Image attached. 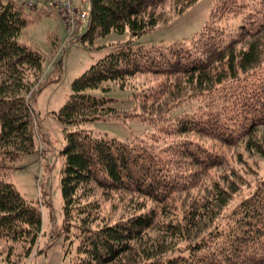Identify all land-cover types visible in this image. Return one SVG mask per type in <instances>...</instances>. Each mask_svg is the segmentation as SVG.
Wrapping results in <instances>:
<instances>
[{
    "label": "trees",
    "instance_id": "obj_1",
    "mask_svg": "<svg viewBox=\"0 0 264 264\" xmlns=\"http://www.w3.org/2000/svg\"><path fill=\"white\" fill-rule=\"evenodd\" d=\"M197 1L88 0L87 31L78 38L93 43L126 30L138 37L157 27L165 7L181 14ZM41 13L0 0V264H23L42 235L41 207L8 179L16 162L38 150L33 102L45 86V60L21 35ZM263 62L264 0H216L189 39L137 48L126 42L73 80L55 112L66 141L60 153L67 237L78 243L68 264H264V177L246 195H239L245 170L232 165L211 179L240 144L264 157V77L251 79ZM112 84L140 89L138 101L167 95L171 106H200L171 123L163 147L148 138L96 136L87 124L118 114L114 99L88 91L107 92ZM95 191L117 196L132 214L110 220Z\"/></svg>",
    "mask_w": 264,
    "mask_h": 264
},
{
    "label": "rangeland",
    "instance_id": "obj_2",
    "mask_svg": "<svg viewBox=\"0 0 264 264\" xmlns=\"http://www.w3.org/2000/svg\"><path fill=\"white\" fill-rule=\"evenodd\" d=\"M16 1L23 3L22 0ZM215 1L198 0L181 14L170 4L162 10L159 24L150 32L138 37H131L129 30L124 33L111 32L104 37H98L93 43L81 42L78 38L87 31L88 18L70 22L66 18L67 14L61 17L59 13H41L27 23L21 41L40 52L45 60L41 81L45 86L35 95L33 102L38 125V150L16 162L8 171V179L24 198L41 207L43 226L36 249L23 264H68L77 252L78 243L76 240L71 243L65 225L61 189L63 157L60 152L66 141L63 125L55 114L70 97L73 80L126 42L137 48L189 39L204 25ZM74 3L89 11V3H83L82 0H75ZM28 10L35 13V10ZM59 62L61 68L57 69ZM259 76L264 77V62L257 75L251 79ZM159 81L155 80L154 84ZM151 83H145V86ZM134 85L139 84L134 82ZM139 91L140 89L130 87L121 89L117 84H112L111 90L107 92L100 89L89 90L94 96L114 99L113 106L117 109L118 117L95 120L88 123L87 128L96 136L127 142L148 138L163 147L169 142L166 132L171 128V123L176 121L177 117L196 111L200 106L198 101L171 106L167 95L165 98L164 95L157 98V102L152 101L150 97L144 98L145 91L142 94V99L145 100L142 102L138 101L141 96L136 94ZM238 154L243 158L241 163L237 161ZM226 156L227 162L213 170L211 179L227 175L226 170L234 165L239 170H245L247 176L239 195L248 194L250 185L264 177V157L248 153L242 144L228 150ZM252 168L253 174H249L248 170ZM94 197L101 201L103 214L112 221L132 214L130 208H123L122 203L116 200L117 196L104 199L100 192L95 191ZM239 199L240 196H237L235 202ZM184 201L185 196L179 197L176 206L180 207ZM112 204L116 207H112ZM72 231L74 232L73 228L70 233Z\"/></svg>",
    "mask_w": 264,
    "mask_h": 264
},
{
    "label": "built area",
    "instance_id": "obj_3",
    "mask_svg": "<svg viewBox=\"0 0 264 264\" xmlns=\"http://www.w3.org/2000/svg\"><path fill=\"white\" fill-rule=\"evenodd\" d=\"M22 2L27 8L46 14L59 13L61 17L67 14L66 18L70 22H78L83 18H88L89 21V11L76 6L75 0H22ZM82 2L87 4L88 0Z\"/></svg>",
    "mask_w": 264,
    "mask_h": 264
}]
</instances>
